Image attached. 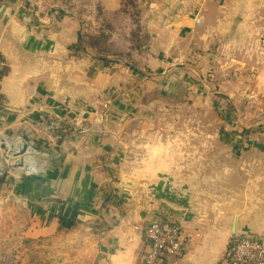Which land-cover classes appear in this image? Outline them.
<instances>
[{
  "label": "crops",
  "instance_id": "crops-1",
  "mask_svg": "<svg viewBox=\"0 0 264 264\" xmlns=\"http://www.w3.org/2000/svg\"><path fill=\"white\" fill-rule=\"evenodd\" d=\"M35 1L0 0V138L26 136L43 168L0 181V205L25 223L18 232L23 243L42 244L48 257L40 264H142L149 252L143 230L159 219L181 222L192 237L179 264H225L237 236L264 238V155L231 161L238 148L234 129H219L214 168L192 161L195 148L173 145L170 139L189 138L184 121L167 131L181 133L169 139L166 132L168 141L153 140L133 156L128 147L130 137L145 138L147 113L167 104L188 106L195 86H209L200 76L208 73V59L240 76L245 65L238 60L257 56L261 74L264 0H142L151 42L132 64L138 71L126 62L107 66L79 46L82 35L97 27V5L113 16L122 0L73 1L81 13L93 12L89 22L60 5L43 12V1ZM233 82L228 78L224 85ZM44 103L62 126L51 130L39 112ZM227 121L219 117V123ZM253 146L240 155L264 152ZM160 171L169 186L191 187L175 200L157 201L151 188L165 185V179L153 178ZM213 181L219 205L192 188Z\"/></svg>",
  "mask_w": 264,
  "mask_h": 264
},
{
  "label": "rangeland",
  "instance_id": "rangeland-1",
  "mask_svg": "<svg viewBox=\"0 0 264 264\" xmlns=\"http://www.w3.org/2000/svg\"><path fill=\"white\" fill-rule=\"evenodd\" d=\"M41 1H43V5L45 4L46 9L43 12L46 13L50 10V7L54 5L53 0ZM68 1L67 4L72 0ZM82 2L83 0L79 1L80 4H82ZM140 2L145 11L147 7L145 2L142 0H140ZM31 3L34 4L37 2L31 0ZM71 5V11L73 10L75 13H81L77 5L73 3H71ZM81 14L86 18V22H89V20L93 18V12L88 11L87 9H84V12ZM114 16L115 15H113V17ZM113 24L116 33L114 34L113 39L107 43V47L111 51V54L116 53L117 50L118 53H125L126 44L122 39V36L126 33L125 23L123 20L119 19L113 21ZM96 25V29L92 32L89 30L87 34H94L99 30L100 26L98 23ZM143 26L144 30L149 34L144 25V20ZM147 49L148 48L144 49L145 53ZM145 53L141 56H134V59L137 57L143 58ZM90 56L93 58L92 55ZM99 58L101 60H106L101 57ZM211 61V59H208V73L206 75L200 74V76L206 78V82H208L209 86H206L205 83L195 86V96L192 95L190 97L192 98L190 105H174V107H171L172 104H167L157 107L147 113V122L142 128L145 132V138L139 139L137 137H130L129 139L128 147L131 156H133V152L138 151L137 147H150L153 140L168 141L165 137L166 132L170 129L175 130V125L180 124L182 121H184L186 127L184 133H186V135L189 134V138L185 141L183 137L170 139L172 134L177 135L178 133H181L180 131H176V133L167 132V136L173 142L174 146L195 148V150L191 152V158L192 161H195L197 164H209V168H214L215 163H219V129L224 132L234 129L235 135L238 136V143L236 146L238 148L234 150V158L231 161L241 162L247 157H252L254 154V159L257 160L260 156L264 155V152L260 153L258 150L253 151V149L250 150L248 155H240V153L246 152L244 151L246 147L250 149L254 144H256L255 147L258 148L264 147L259 146V144L264 145V86H259L264 85V70L261 71V74H257L258 71H260L259 66L263 63L262 59L257 56H248L245 59L238 60L240 62L238 65H245L241 69L242 73H240V76L230 75L232 72L231 69L223 70L219 68L218 62L211 65ZM219 71L221 73H219ZM200 76L198 75L197 77L198 83L200 81ZM228 78L235 79V82H233V84L224 85V81ZM243 78L249 79L247 83L243 81ZM220 94L229 97L230 103L221 99ZM233 107L236 108L238 115L234 114L232 111L231 108ZM221 115L227 118L228 121L225 123H219V117ZM101 117H103V113L100 111L98 113V120ZM66 127L67 126H64V129ZM79 128L82 129L83 127L79 126ZM152 131H154L155 135H148V133ZM162 135L164 138L158 140V137H161ZM153 178L166 180L165 185L151 188L153 193H157V201L160 198H170V200H175V198H178L179 194L189 190L191 187L190 184L182 185L180 187H176L174 184L169 186L167 174L164 171H160ZM5 179L7 178H1L0 176L1 182H5ZM214 185L215 181L210 182V184L207 182V185H202L205 187H201L198 184L192 188L194 189L193 191L202 194L205 198H212L215 200V204L219 205V184L218 186ZM168 204L172 205L170 203ZM5 205L6 204L0 205V264H40L41 260H45V258L48 257V255H44V250L41 247L42 244H40L39 240L23 243V241L19 239L18 232L22 229L21 225L25 226V223L22 222L19 224V220L7 214ZM181 205L183 204L181 203ZM167 207L174 212L178 211L172 209L170 206ZM152 208L153 206L149 209ZM160 216L161 217L159 218L164 217V215ZM169 221L183 226L181 222H176L171 219Z\"/></svg>",
  "mask_w": 264,
  "mask_h": 264
},
{
  "label": "built area",
  "instance_id": "built-area-1",
  "mask_svg": "<svg viewBox=\"0 0 264 264\" xmlns=\"http://www.w3.org/2000/svg\"><path fill=\"white\" fill-rule=\"evenodd\" d=\"M4 69L5 64L0 59V75ZM39 112L48 120L51 130L63 125L58 113L50 105L44 103ZM3 114L0 101V118ZM73 124L69 123L70 126ZM79 126L75 125L77 129ZM0 148L1 178L13 177L18 172L28 175L43 168L37 149L24 135L3 136L0 138ZM143 237L149 252L143 257L142 264H179L192 240L182 226L169 220L152 222L144 229ZM225 259V264H264V238L237 236Z\"/></svg>",
  "mask_w": 264,
  "mask_h": 264
},
{
  "label": "trees",
  "instance_id": "trees-1",
  "mask_svg": "<svg viewBox=\"0 0 264 264\" xmlns=\"http://www.w3.org/2000/svg\"><path fill=\"white\" fill-rule=\"evenodd\" d=\"M73 1L75 0L67 4L68 0H53V6L60 5L65 12L70 13ZM95 13L96 22L100 28L94 34L84 33L82 35L84 46L79 43L82 52L89 53L95 60L104 61L107 66H123L121 62L136 65L134 56L143 55L145 53L144 49L150 45L149 34L143 28L145 11L140 0H122L121 9L114 17H110L101 4L97 5ZM119 19L125 23L126 33L122 36V39L126 44V49L125 53H118L117 50L116 53L111 54L107 43L113 39L116 33L113 21ZM99 57L106 60H101Z\"/></svg>",
  "mask_w": 264,
  "mask_h": 264
},
{
  "label": "water",
  "instance_id": "water-1",
  "mask_svg": "<svg viewBox=\"0 0 264 264\" xmlns=\"http://www.w3.org/2000/svg\"><path fill=\"white\" fill-rule=\"evenodd\" d=\"M127 66H129L130 68H132L134 71H138L137 68H136L135 66H133L132 64H127ZM225 98H226V97H225ZM226 99H228V98H226ZM233 110H234L235 114L238 115V112H237V110H236L235 107H233ZM166 206H170V207H171L172 209H174V210H179L178 208H176V207H174V206H172V205H169L168 203H166Z\"/></svg>",
  "mask_w": 264,
  "mask_h": 264
},
{
  "label": "bare ground",
  "instance_id": "bare-ground-1",
  "mask_svg": "<svg viewBox=\"0 0 264 264\" xmlns=\"http://www.w3.org/2000/svg\"><path fill=\"white\" fill-rule=\"evenodd\" d=\"M102 118H100L99 120H101Z\"/></svg>",
  "mask_w": 264,
  "mask_h": 264
}]
</instances>
